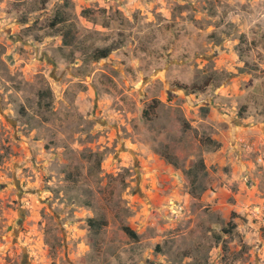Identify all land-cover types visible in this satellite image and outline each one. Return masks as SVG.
<instances>
[{
	"label": "rangeland",
	"instance_id": "rangeland-1",
	"mask_svg": "<svg viewBox=\"0 0 264 264\" xmlns=\"http://www.w3.org/2000/svg\"><path fill=\"white\" fill-rule=\"evenodd\" d=\"M0 264H264V0H0Z\"/></svg>",
	"mask_w": 264,
	"mask_h": 264
},
{
	"label": "trees",
	"instance_id": "trees-1",
	"mask_svg": "<svg viewBox=\"0 0 264 264\" xmlns=\"http://www.w3.org/2000/svg\"><path fill=\"white\" fill-rule=\"evenodd\" d=\"M47 0H42L43 3H46ZM60 22H63V18L62 17H59ZM63 20V21H62ZM75 35L72 34V31L71 30H68L65 34H64V45L65 46H71L73 44V41H74V37ZM115 49L113 47H105V48H102V49H99L97 51H95L93 54H92V57L95 61H99V60H102V59H106L108 58L111 53L114 51ZM204 112L205 113H208V109L207 108H203ZM210 142V144H215V146L218 148L220 145L212 140H208ZM200 170V169H204L205 168V164H204V159L201 157L198 162L196 163V165L194 166L193 169L189 170L188 172L189 173H192L194 172L193 170L197 169ZM90 225L93 227V228H100L101 226V223L96 221V220H93L91 219L90 221ZM234 228H236V225L235 224H231V228H230V232H232L234 230ZM125 232L130 235L131 237L135 238V239H138V235L132 231L129 227H125L124 228Z\"/></svg>",
	"mask_w": 264,
	"mask_h": 264
}]
</instances>
